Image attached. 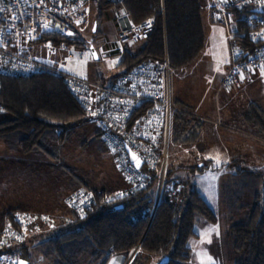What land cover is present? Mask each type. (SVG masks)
<instances>
[{
  "label": "trees",
  "instance_id": "16d2710c",
  "mask_svg": "<svg viewBox=\"0 0 264 264\" xmlns=\"http://www.w3.org/2000/svg\"><path fill=\"white\" fill-rule=\"evenodd\" d=\"M96 9L99 17L109 9L121 11L135 23L154 16L152 28L140 42V48L133 53L123 49L117 63L118 74L146 60H162L165 55L170 67L176 70L194 61L203 48L198 0H96ZM241 14L236 13L237 21H241ZM246 31L247 27L240 23L238 40L252 47ZM50 38L59 40L55 36ZM64 41L84 47L76 38ZM0 108L12 114L0 121V140L7 151L47 156L48 169L61 176L69 192L84 188L93 191L96 197L92 211L85 217L68 209L71 217L64 218L61 224L43 220L36 228L30 225L41 231L32 235L31 240L35 237L39 241V255L47 264H79L84 257L92 264H107L115 253H123L127 264H147L150 256L156 257L157 262L167 256L164 264H183L190 254L187 240L196 235L195 216L215 220L195 184L180 174L186 166L172 162L167 165L156 201V177L140 189L122 188L125 182L121 181L98 186L88 174L58 161L59 148L65 144L68 133L88 120L66 88L61 73L45 70L27 76L1 74ZM244 117L251 125L264 128V113L258 104L250 102ZM202 122L177 107L172 115L171 140L177 145H192L199 138ZM97 136L100 138L98 131ZM207 165L202 162L191 169L201 170ZM119 192L117 197L105 200ZM20 208L0 213V230L10 221L12 212ZM241 209L243 216L232 221L226 232L233 250V264H264V205L255 202L250 208ZM8 251H18V256L29 263L26 239Z\"/></svg>",
  "mask_w": 264,
  "mask_h": 264
},
{
  "label": "rangeland",
  "instance_id": "374dc122",
  "mask_svg": "<svg viewBox=\"0 0 264 264\" xmlns=\"http://www.w3.org/2000/svg\"><path fill=\"white\" fill-rule=\"evenodd\" d=\"M199 4L203 16V0H199ZM88 8L89 15L86 22L78 28L79 34L76 37L84 47L71 43L69 52H52L55 47L49 42H36L31 51L37 60L54 68L83 76L91 82L107 84L118 75L117 63L123 49L127 48L133 53L140 48L141 43H128L127 47L120 43L119 11L109 9L99 17L96 0H90ZM219 30L210 34L206 32L204 46L197 58L190 64L174 70L173 75V97L176 106L195 118L202 119V128H206V123L210 124L209 119L215 117L219 109L223 122L232 124L227 116L229 111L236 107L239 109L243 104L246 106L247 99L259 103L264 110V74L254 81L251 90L246 91L241 86L228 89L220 86L219 81L229 62V46L223 27L219 26ZM89 44L93 45L96 58L91 54ZM11 117V113L0 108V121ZM170 134L171 127L167 140L166 167L170 162L186 166L180 174L195 184L215 215L214 221H207L198 214L195 216L193 230L196 235L187 240L190 254L183 264H202V261L204 264H233V250L226 235L229 225L243 216L240 205L249 208L255 202L264 205V143L252 139L251 132L243 130L237 135L249 143L253 142L255 148L241 147L238 161L221 164L214 160H204L199 146L200 134L198 140L188 147L173 143ZM59 149L58 161L88 174L95 185L111 186L119 184L120 181L126 182L116 168L113 155L97 136L96 124L91 120L76 125ZM47 161L48 157L43 155L9 152L0 140V213L8 208L21 206L27 209V212L45 216L55 224H61L64 218L71 217L70 212L61 215L51 210L60 205L59 208H67L60 198L64 197L68 190L61 176L48 169ZM202 162L208 165L201 170L191 169L195 164L201 165ZM223 165L224 168L220 169ZM240 168L253 171V177L238 179L235 175ZM256 194H259L258 198ZM38 222L40 223V218L36 223L33 222V227ZM33 227H29L26 237L30 253L28 264H47L39 255V241L35 237L31 240L32 235L41 232ZM124 257L123 253H115L107 264H127L128 260L124 262ZM157 260L156 257L150 256L147 264H157ZM79 264L92 263L84 257L80 259Z\"/></svg>",
  "mask_w": 264,
  "mask_h": 264
},
{
  "label": "built area",
  "instance_id": "2783aa9c",
  "mask_svg": "<svg viewBox=\"0 0 264 264\" xmlns=\"http://www.w3.org/2000/svg\"><path fill=\"white\" fill-rule=\"evenodd\" d=\"M89 3L90 0H0V75L27 76L45 70L61 73L87 119L96 124L128 189L146 187L156 177L157 201L166 170L172 115L177 110L172 86L174 70L167 56L159 61L140 62L116 75L110 83L99 84L54 68L32 55L36 42H49L55 47L52 52H69L70 46L64 40L78 36V28L89 15ZM208 8L212 20L227 28L230 60L220 86H236L255 72L264 74V14L254 11L264 9V0H210ZM239 12V22L247 27L246 36L252 47L242 44L238 33L230 28ZM153 23L154 16L138 23L127 15L120 16L119 41L124 47L143 41ZM130 152L142 161L138 168L132 163ZM95 202L94 192L84 188L65 198L66 206L79 217L91 212ZM39 218L48 220L25 210L11 214L10 221L0 230V264H17L18 255L8 250L25 241L30 225Z\"/></svg>",
  "mask_w": 264,
  "mask_h": 264
},
{
  "label": "crops",
  "instance_id": "0c3cea01",
  "mask_svg": "<svg viewBox=\"0 0 264 264\" xmlns=\"http://www.w3.org/2000/svg\"><path fill=\"white\" fill-rule=\"evenodd\" d=\"M203 2H204V9H205L203 16H201V7H200V17H201V25L203 29V34L206 36V32H208V34L212 32H219L220 31L219 26H222L225 31V36L228 42L226 26H224L221 23L213 21L211 18L209 8H208V4L210 0H203ZM262 13L264 14V9ZM123 15L124 14L121 11H119V17ZM240 23L241 22L237 21L236 19L234 24H232L230 27L231 30H234L235 32L238 33ZM205 36H204V41H205ZM229 60H230V55H229ZM227 67L224 69L221 79L223 78ZM262 75L263 74L261 73L255 72L250 79L248 80L246 79V80L239 82V84L236 85V87L241 86L243 89H246V91L251 90L253 87L252 88L250 87L252 86L254 81ZM221 79L219 81V84L221 82ZM225 89H228V87ZM174 100H175V97H174ZM250 102H254L260 106V104L255 102L254 100L247 99V103H245L246 106H244L243 104L241 105L239 109H237L236 107V109H232L231 111H229V114L227 116H228V119L232 121V124L223 122V119H222L223 116L219 109L218 112L215 114V117H211L209 119L210 124L206 123V128L201 127L199 146L201 147L200 152L203 154L204 160L208 162H212L213 160L217 161V158H218L221 164H227L231 161H238V159L240 158V155L238 153L241 147L252 148V149L255 148L253 142L249 143L246 139H241L240 136L237 135L239 132L242 133L243 130H247L251 132L250 137H252V139L264 143V128L261 129L260 127H255L245 120L244 114L246 113L247 106ZM260 108L262 109L261 106ZM262 111L264 113L263 109ZM234 122L236 123L235 125H234ZM223 168H224V165L220 167V169H223ZM253 173H254L253 171H249V170L246 171L240 168L237 172V175L235 176L238 179H243L245 177H250V176L253 177ZM231 175L233 178V174ZM262 179L264 178L262 177ZM122 186L126 188L128 186L127 182H125V185L123 184ZM70 192L68 190V192L66 193L64 197L61 196L60 201H63L65 203V198ZM60 206H56V208L55 207L51 208V210H54L56 211V213H59L61 215L63 213L69 212L67 208H59ZM244 207L247 208L248 206L240 205V208H244ZM19 210L27 211V209H24V208H20Z\"/></svg>",
  "mask_w": 264,
  "mask_h": 264
},
{
  "label": "water",
  "instance_id": "95a60500",
  "mask_svg": "<svg viewBox=\"0 0 264 264\" xmlns=\"http://www.w3.org/2000/svg\"><path fill=\"white\" fill-rule=\"evenodd\" d=\"M254 11L255 12H258V13H262L263 12V9H261V8H255ZM89 50H90L91 54L93 55V57L96 58L97 57L96 56V52H95V49H94V47H93L92 44H89ZM133 154L134 153L130 152L131 161L135 165V167L138 168L141 165L142 161L139 159V157H137L135 155L139 159V161H140L139 166H137L136 161L133 159ZM167 260H168V257L167 256H164L159 261V264H164ZM17 264H28V260H26L24 258H18Z\"/></svg>",
  "mask_w": 264,
  "mask_h": 264
},
{
  "label": "snow or ice",
  "instance_id": "6c2138e0",
  "mask_svg": "<svg viewBox=\"0 0 264 264\" xmlns=\"http://www.w3.org/2000/svg\"><path fill=\"white\" fill-rule=\"evenodd\" d=\"M3 9H0V11H2ZM149 26L151 25V21L148 22ZM45 27H47V25H45ZM95 30V29H94ZM133 159L136 161L137 166H139V159L135 156V154H133ZM217 162H219L218 158H217ZM209 260H211V258H208ZM202 264H204V262L202 261Z\"/></svg>",
  "mask_w": 264,
  "mask_h": 264
}]
</instances>
